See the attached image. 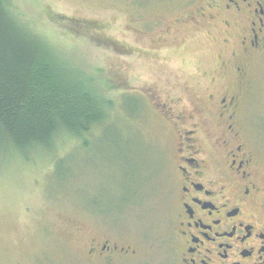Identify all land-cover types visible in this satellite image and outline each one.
Listing matches in <instances>:
<instances>
[{
	"label": "rangeland",
	"instance_id": "obj_1",
	"mask_svg": "<svg viewBox=\"0 0 264 264\" xmlns=\"http://www.w3.org/2000/svg\"><path fill=\"white\" fill-rule=\"evenodd\" d=\"M0 1L106 109L84 140L62 133L26 158L0 150V264H91L96 236L136 249L130 264H175L174 123L196 107L219 135L215 95L240 94L235 127L264 175V50L241 57L222 18L175 22L208 0Z\"/></svg>",
	"mask_w": 264,
	"mask_h": 264
},
{
	"label": "flooded vegetation",
	"instance_id": "obj_2",
	"mask_svg": "<svg viewBox=\"0 0 264 264\" xmlns=\"http://www.w3.org/2000/svg\"><path fill=\"white\" fill-rule=\"evenodd\" d=\"M207 3L175 22L191 27L222 18L224 28H233L229 40L241 57L264 50V0ZM236 71L243 74L241 66ZM216 99L219 135L206 133V120L197 117L202 113L199 109L196 116V107L177 112L180 122L174 123L178 137L173 258L175 264H264V175L235 127L240 94L215 95ZM198 133L209 139L206 152L196 138ZM88 247L86 256L91 264H130L140 256L129 245L97 236Z\"/></svg>",
	"mask_w": 264,
	"mask_h": 264
},
{
	"label": "trees",
	"instance_id": "obj_3",
	"mask_svg": "<svg viewBox=\"0 0 264 264\" xmlns=\"http://www.w3.org/2000/svg\"><path fill=\"white\" fill-rule=\"evenodd\" d=\"M105 112L104 103L84 91L0 1V150L26 158L35 148H51L62 133L84 140L105 124ZM68 160L56 161L55 174L71 164Z\"/></svg>",
	"mask_w": 264,
	"mask_h": 264
}]
</instances>
